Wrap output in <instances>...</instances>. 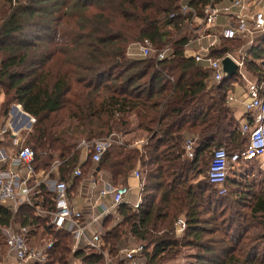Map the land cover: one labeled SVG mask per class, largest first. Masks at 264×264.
I'll list each match as a JSON object with an SVG mask.
<instances>
[{"label":"trees","instance_id":"trees-1","mask_svg":"<svg viewBox=\"0 0 264 264\" xmlns=\"http://www.w3.org/2000/svg\"><path fill=\"white\" fill-rule=\"evenodd\" d=\"M184 1L206 2L0 0V92L5 97L0 117L7 119L9 105L16 104L35 118L23 145L34 149L36 169L62 161L58 179L68 193L71 182L77 185L84 175L96 180L101 173L113 186L125 185L139 167V208L120 204L101 221L112 264H123L118 251L128 241L143 245L145 264L175 259L183 248L193 250V264H264V188L255 192L245 178L230 180L229 174L220 194L207 181L213 149L224 146L230 154L246 147L247 137L239 131L245 113L236 119L226 102L237 77L209 84V70L184 54L186 37L165 40L166 28L176 26L170 14ZM144 41L154 49L169 43L172 56L158 61L154 54L130 56L131 47ZM240 43L222 38L212 55H237ZM244 67L264 83V33L247 50ZM141 132L146 143L129 147ZM112 133L124 144L111 143L97 163L91 155L80 161L75 147L81 139ZM187 139L194 142L192 159L182 157ZM241 164L247 170L258 161ZM77 166L82 177L72 174ZM37 190L34 204L54 209L53 194L44 186ZM181 217L185 229L177 237L175 222ZM13 223L27 228L29 246L38 231L44 239L40 244L52 243L44 263L28 264L103 261L92 249L72 253L71 234L55 229L27 203L14 214L0 205V229ZM1 234L0 254L7 247Z\"/></svg>","mask_w":264,"mask_h":264},{"label":"built area","instance_id":"built-area-1","mask_svg":"<svg viewBox=\"0 0 264 264\" xmlns=\"http://www.w3.org/2000/svg\"><path fill=\"white\" fill-rule=\"evenodd\" d=\"M222 16L225 19L222 24H218ZM170 18L175 20V33H182L181 37L187 39L184 45L185 56L209 70L208 80L211 83L219 84L224 79L221 60L225 56H230L238 65L237 74L233 77H237L238 81L245 83L244 92L239 95L229 88L226 91V102L229 104L238 102L244 108L245 116L239 122V131L241 135L247 137L246 147L230 154L227 153L224 146L213 149L207 169L208 183L217 187L219 193L223 194L225 193V181L239 162L256 160L258 166L264 168V83L243 72L246 71L244 58L247 50L252 46L256 37L264 33V0H206L205 3H200L197 6L191 1H184L181 2L175 13L170 14ZM222 38L240 40L237 56L229 52L222 56L212 55V51L217 48V44ZM134 46L138 52L137 55H134V52H129L132 57L145 58L154 54L158 61L172 56L169 44L164 45L161 49H154L148 41L137 43ZM170 79L172 80V78ZM18 110L20 111L19 117H13L12 121L8 123V127L0 129V135L14 134V136L12 135L14 137L13 146L17 147L15 153H9L4 148H0V205L8 207L14 214L22 203H27L34 208L36 215L49 218L50 225L55 229L65 230L71 234L74 241L71 247L72 253L82 248L79 247L82 242L87 249H92L102 255L101 264H112L109 246L103 239V228L99 217L94 216L88 222L82 221L83 212L79 206L70 202L67 184L58 178H50L53 170H57L62 161H54L48 171L38 170L34 166V149L17 140V131L13 128L18 124L21 125L19 130H28L35 122V118L24 112L20 105H18ZM113 137L115 138L113 139ZM111 143L121 145L124 144V139L121 135L112 133L100 139L81 140L77 148L84 151V158L80 161H85L91 155L92 161L97 163ZM145 143L146 140L142 137L131 143L129 147L140 149ZM182 157L185 159L194 157L193 140L185 141ZM72 174L82 177L83 172L80 166L74 168ZM132 174L138 179L139 189L142 190L143 176L139 167L135 168ZM87 181L91 187L90 191L93 193L96 181L93 177ZM40 186H44L53 194L54 209L47 210L34 204V197L39 194L37 189ZM128 193L127 185H119L108 190H100L96 199L99 200L102 196L107 195L114 207L120 204L130 206L125 201ZM140 203L141 196L130 207L136 210ZM100 206L103 212L102 216L107 215L108 210L104 206ZM88 229L91 231L89 232ZM184 229V220L178 218L175 222V234L182 235ZM2 233L14 264L45 262V252L52 245L51 242L41 248L29 246L25 240V233L16 224L3 227ZM143 251L144 247L141 243L128 242L119 249L118 253L123 264H145Z\"/></svg>","mask_w":264,"mask_h":264},{"label":"crops","instance_id":"crops-1","mask_svg":"<svg viewBox=\"0 0 264 264\" xmlns=\"http://www.w3.org/2000/svg\"><path fill=\"white\" fill-rule=\"evenodd\" d=\"M224 2H228V1H224ZM224 19H225L224 16L220 17L218 24H222ZM235 56H237V55H235ZM207 82L209 84H211V81L208 80ZM244 84H245L244 82L237 80V81L232 82L231 88L237 95H239V94L244 92ZM234 104L235 105H233L231 103L230 105L233 106V108L235 109V115L239 109L242 110V114L245 113L244 108L240 103L234 102ZM19 114H20V112L17 111V117H19ZM236 119H237V117H236ZM239 120H242V119L240 118ZM10 121H12V120H10ZM25 121H26V119H25ZM5 127H7V126H5ZM20 127H21V125L17 124L13 128V130L17 131L16 136H17V140L19 141V143L23 144L25 141V138H26V134L23 135L21 133L27 132V131L22 130V129L19 130ZM30 129H28V131ZM12 135L14 136V134H11V133L10 134L6 133L5 135H0V148H4L9 153H15V151L17 149V147L13 146L14 137ZM142 137H144V136L141 135L140 138H142ZM50 168H51V166L49 168H39L38 170L48 171ZM50 178H52V179L58 178V168H57V170L56 169L53 170V172L50 175ZM90 178H91L90 176L84 175V177H82V179H80L78 181V184L75 186H73V183L71 182V185H70L71 188L70 187L69 188L72 190L70 192L71 194L70 193H68V194L70 196V202L75 206H79V208L82 210V212H83L82 221L88 222L92 217L96 216V217H99V221L101 224V221H102L103 217H105V216H102L103 212H102V208L100 205L104 206L108 210L109 213H111V212L114 213L116 207L112 206L109 196H107V195L102 196V198L97 200L96 199L97 195H98L100 190H103V189L108 190L111 187H115V186H113L111 183H109L108 179L104 175H101V173H100V174H98L97 179L95 180L96 185L92 190L94 193V195H93V193H91V191H90L91 187L87 181ZM125 185H127L129 187V193L126 196L125 201H127L131 206V204L135 203L139 199V197L142 196V190L139 189V181H138V179H136L133 176L132 172H131L130 176L128 177ZM13 224L17 225V223H13ZM4 227H7V226H4ZM0 230L2 231V229H0ZM20 230L21 231L23 230L24 233L27 232V228H20ZM88 231L90 232L91 230L88 229ZM39 234H40V231H38V236L34 235V237H32L34 244L30 245L31 247L41 248L44 246L43 244H40V241H42L44 239H40ZM1 235L3 236V233ZM73 243H74V241L72 242V245H73ZM125 244H123L122 246H124ZM79 247H82L83 250H86V247L83 245L82 242L79 244ZM5 250H6V254H5L6 258L2 259L0 264H14L13 263L14 260L9 255L7 247H5ZM72 264H78V261H73Z\"/></svg>","mask_w":264,"mask_h":264},{"label":"rangeland","instance_id":"rangeland-1","mask_svg":"<svg viewBox=\"0 0 264 264\" xmlns=\"http://www.w3.org/2000/svg\"><path fill=\"white\" fill-rule=\"evenodd\" d=\"M165 35L166 36V39H168V37H173V36H178V37H181L182 36V33H175V30L174 28L170 25L166 28V32H165ZM166 44H169V43H166ZM131 52H134V55H137V49H136V46H133L131 47ZM137 57V56H135ZM139 58V57H137ZM246 75H248L246 73V71H243ZM5 101V97L3 95L2 92H0V106L2 105V103ZM233 105H235L234 103H232ZM13 106H18L16 104H10L9 105V108H8V116H7V119H4V118H1L0 117V129L7 126L8 127V123L10 122V120L17 116V112L13 111L12 110V107ZM1 108V107H0ZM1 112V111H0ZM242 114V110H238L236 112V117L237 119L240 118ZM25 131L28 132V130L25 129ZM27 132H22L21 134H27ZM141 135H145L143 132H141L140 134H138V138H140ZM135 135L132 134L130 136H127L126 138L128 140H131L130 138H133ZM130 137V138H129ZM82 140V139H81ZM80 140V141H81ZM79 141V142H80ZM78 142V143H79ZM77 143V145H78ZM77 145L75 147V149L78 151V153H80V159L82 160L84 158V151L81 149V148H77ZM210 154H211V151L207 154L206 156V159H205V162H206V166L208 165L209 163V160H210ZM244 166L245 165H238V167H235L231 173H230V180L234 179V177L236 179H240L239 176H241V178H245L247 182H249L248 184L250 186L253 187V189H255V192L259 191V189H263L264 188V168H259V166L257 165H254V166H248L249 168L247 170H244ZM247 176V177H246ZM238 181V180H237ZM229 185H233L231 183H229ZM227 186V189H232L230 186ZM119 186V185H117ZM116 187V186H115ZM244 186H241V188L243 189ZM182 218V217H181ZM175 236H177L175 234ZM181 236V235H180ZM180 236H177V237H180ZM193 250L192 249H189V248H183L181 249V252L175 257V259H172V260H169L163 264H193V260L190 258V256L193 254ZM6 250H5V247H4V252L2 254H0V262L2 261V259H5L6 258Z\"/></svg>","mask_w":264,"mask_h":264},{"label":"water","instance_id":"water-1","mask_svg":"<svg viewBox=\"0 0 264 264\" xmlns=\"http://www.w3.org/2000/svg\"><path fill=\"white\" fill-rule=\"evenodd\" d=\"M221 63L224 72V79L231 78L237 74L238 65L230 56L223 57ZM12 110L17 112L18 106H13Z\"/></svg>","mask_w":264,"mask_h":264},{"label":"bare ground","instance_id":"bare-ground-1","mask_svg":"<svg viewBox=\"0 0 264 264\" xmlns=\"http://www.w3.org/2000/svg\"><path fill=\"white\" fill-rule=\"evenodd\" d=\"M18 112H20V111L18 110Z\"/></svg>","mask_w":264,"mask_h":264}]
</instances>
